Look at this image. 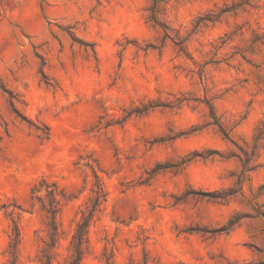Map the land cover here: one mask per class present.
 <instances>
[{
    "label": "rangeland",
    "instance_id": "1",
    "mask_svg": "<svg viewBox=\"0 0 264 264\" xmlns=\"http://www.w3.org/2000/svg\"><path fill=\"white\" fill-rule=\"evenodd\" d=\"M230 1L168 0L160 18L183 38L201 13ZM151 4L0 0V264L14 222L20 264H38L47 235L38 197L51 188L65 253L97 182L107 197L82 264H142L145 253L155 264L264 261V222L253 209H264V142L244 195L216 201L209 192L236 186L241 164L224 157L239 149L209 124L207 104L239 144L252 146L264 120V45L247 58L233 53L252 28H264V0L192 33L182 51L150 20ZM178 98L174 108L132 113ZM236 212L248 216L221 230Z\"/></svg>",
    "mask_w": 264,
    "mask_h": 264
},
{
    "label": "trees",
    "instance_id": "2",
    "mask_svg": "<svg viewBox=\"0 0 264 264\" xmlns=\"http://www.w3.org/2000/svg\"><path fill=\"white\" fill-rule=\"evenodd\" d=\"M168 0H152V4L149 8L150 10V20L155 24L163 28L165 32V37L173 39L175 45L179 46L180 51L184 48V43L187 42L188 37L192 33L198 32L202 27L208 26L210 23L216 24L222 22L226 15H239L240 13L247 12L250 9L260 7V0H231L230 2H225L223 5H216L215 7L201 13L194 22V27L191 33L187 37H177L172 38L169 32L168 26L162 22L160 15L164 13L163 3H167ZM244 27V26H243ZM243 27L240 34H244ZM238 35L237 30L226 32L224 36L220 37L221 43L218 48L222 47L228 42H232L234 38ZM264 45V28H252L251 35L249 39L245 42V45L240 47L238 50L234 51V55L238 54L243 58L252 56L256 53L259 46ZM216 60H211L210 62H215ZM43 65L44 62H43ZM44 73V72H43ZM12 94V92H10ZM185 98H178L175 101H167L163 103H158L150 101L148 104H143L142 107H136L132 113L143 114L148 112L150 109L162 106L167 108H174L179 106ZM14 106V102H11ZM210 110L211 121L209 124H214L218 127L219 132L223 135L225 139L233 143L239 150L236 152H231L228 156H235L238 158L241 164V171L238 174L236 186H230L225 189L216 190L209 192V195L213 197L216 201H228L230 198L234 197L237 193L244 195V181L248 178L249 173L256 171L261 164L259 160V150L264 142V120H261L255 129L253 135V143L251 147L246 148L245 146L239 144L223 125V123L218 118L214 106L207 101ZM24 117V116H23ZM5 133L9 134L8 124L5 123ZM3 136L0 134V142ZM45 180L43 179L42 182ZM55 185V184H53ZM260 191H264V184L259 187ZM37 190V185L33 187V191ZM262 193V192H261ZM107 192L102 183L97 182L95 184V189L92 191V196L86 202L85 206L80 211V217L76 222L74 232L72 234L69 245L66 248V252L62 253L60 251L61 238H62V228L58 221V215L61 210L60 202L57 199L56 188L47 189L46 200H42V197H38L42 202L41 206L47 217V235L42 240V245L37 253V263L38 264H82L86 255L90 250V228L91 225L96 220L98 214L102 210L104 201H106ZM256 211L255 217L262 218L264 222V209L262 205L253 206ZM248 216L241 212H236L228 221V223L220 228L221 230H232L243 217ZM261 235L264 240V227L262 229ZM21 244L22 235L21 229L17 222H14L11 232L9 234V244L7 253L6 264H20L21 263ZM131 264H135L133 261ZM142 264H155L147 253L143 259ZM244 264H264L263 260L258 261H246Z\"/></svg>",
    "mask_w": 264,
    "mask_h": 264
}]
</instances>
